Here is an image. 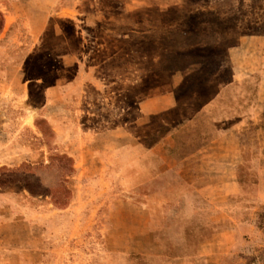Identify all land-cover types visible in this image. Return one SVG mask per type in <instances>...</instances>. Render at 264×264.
Instances as JSON below:
<instances>
[{
  "label": "rangeland",
  "instance_id": "rangeland-1",
  "mask_svg": "<svg viewBox=\"0 0 264 264\" xmlns=\"http://www.w3.org/2000/svg\"><path fill=\"white\" fill-rule=\"evenodd\" d=\"M0 21V264H212L143 254L212 210L146 152L195 116L244 217L214 259L264 264V0H0Z\"/></svg>",
  "mask_w": 264,
  "mask_h": 264
},
{
  "label": "crops",
  "instance_id": "crops-1",
  "mask_svg": "<svg viewBox=\"0 0 264 264\" xmlns=\"http://www.w3.org/2000/svg\"><path fill=\"white\" fill-rule=\"evenodd\" d=\"M21 78L22 76L19 78L17 76L16 86H19L17 89L19 93L25 92L22 91L24 89ZM200 121L201 119L197 116L185 121L162 140L163 150L158 151L159 143L149 146L146 152L162 159L165 163L170 162L168 167L159 165L161 170L159 169L158 173L170 172L190 188L191 195L195 198L185 199L182 208L194 209L193 212L191 211L192 214H197L196 209L204 208L203 206L212 210L208 212L206 222L192 223L193 219H179L176 214L171 224L145 232L142 239L149 246L144 248L146 253L143 254L156 258L165 257L168 262L174 263H185L192 257H204L207 262L220 264L214 258L231 253L244 239V233H241L239 228L244 223V217H241L242 211L234 212L228 210L227 203H217L231 201V197L236 194V181L226 179L224 176L235 172V168L229 169L225 164L230 163L233 155L219 149V135L208 133L202 136L200 134ZM5 122L3 120L1 122L0 119V136H3L4 142L7 139ZM207 123L208 128L214 129L212 118ZM1 142H3L2 139H0ZM177 144H180V151L175 149ZM172 162L174 165H171ZM188 201L204 202L201 206ZM222 205L227 208L222 211L214 210V208H221ZM189 224L200 225L192 228Z\"/></svg>",
  "mask_w": 264,
  "mask_h": 264
},
{
  "label": "trees",
  "instance_id": "trees-1",
  "mask_svg": "<svg viewBox=\"0 0 264 264\" xmlns=\"http://www.w3.org/2000/svg\"><path fill=\"white\" fill-rule=\"evenodd\" d=\"M2 29H3V23L0 21V33H1Z\"/></svg>",
  "mask_w": 264,
  "mask_h": 264
}]
</instances>
